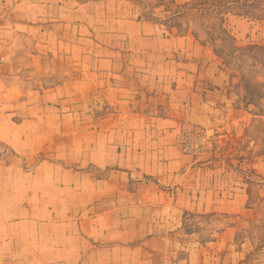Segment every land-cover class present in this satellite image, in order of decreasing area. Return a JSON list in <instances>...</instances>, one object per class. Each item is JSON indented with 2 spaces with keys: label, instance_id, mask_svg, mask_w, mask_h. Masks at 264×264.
Returning a JSON list of instances; mask_svg holds the SVG:
<instances>
[{
  "label": "crops",
  "instance_id": "0c3cea01",
  "mask_svg": "<svg viewBox=\"0 0 264 264\" xmlns=\"http://www.w3.org/2000/svg\"><path fill=\"white\" fill-rule=\"evenodd\" d=\"M233 84L133 1L0 0V264H248Z\"/></svg>",
  "mask_w": 264,
  "mask_h": 264
},
{
  "label": "rangeland",
  "instance_id": "374dc122",
  "mask_svg": "<svg viewBox=\"0 0 264 264\" xmlns=\"http://www.w3.org/2000/svg\"><path fill=\"white\" fill-rule=\"evenodd\" d=\"M130 1L138 4L145 17L163 21L167 32L173 26H178L171 32L176 34L188 28L186 34L209 44L233 80L231 92L237 95L235 115L243 118L242 135L240 139H223L218 160L225 162L248 184L247 207L254 210L255 217L235 239L245 254L246 263L264 264V169L260 171L257 167L258 164L264 167V0H208L210 4L202 7L209 11L201 13L185 11L181 0ZM204 1L190 0L197 6ZM212 5L225 7L231 13L224 11L219 15L210 11ZM222 16L226 18L227 30L235 38L234 44L220 40L211 29H202L219 24Z\"/></svg>",
  "mask_w": 264,
  "mask_h": 264
},
{
  "label": "built area",
  "instance_id": "2783aa9c",
  "mask_svg": "<svg viewBox=\"0 0 264 264\" xmlns=\"http://www.w3.org/2000/svg\"><path fill=\"white\" fill-rule=\"evenodd\" d=\"M208 133L200 126H185L178 135V144L183 154L198 159L202 156Z\"/></svg>",
  "mask_w": 264,
  "mask_h": 264
},
{
  "label": "trees",
  "instance_id": "16d2710c",
  "mask_svg": "<svg viewBox=\"0 0 264 264\" xmlns=\"http://www.w3.org/2000/svg\"><path fill=\"white\" fill-rule=\"evenodd\" d=\"M194 1H198V0H194ZM205 4L209 5L210 3L208 2V0L207 1L205 0L204 2H200L198 4V6H197V5L189 2V3L183 4L182 7L185 8V11L197 10L198 12L201 13V12L209 11L208 9L205 10L207 7L206 8L202 7V5H205ZM200 7H202L203 9L200 8ZM209 9H210V11L218 13L219 15L220 14L223 15V13H225L224 11L227 12L226 14L231 13L225 7L221 8L218 5H212V6H210ZM231 11H234V10H231ZM234 13L239 14L240 12L239 11H235ZM150 19L151 20H156V19H152V18H150ZM157 21H159V20H157ZM219 22H220L219 24L212 25L210 28H208L206 26V27H202V29H204V30L205 29H207V30L211 29V30H213V31H215L217 33V38H219L220 40L228 41V42H231V44H234L235 38L229 33V31L226 28V18H224V16L220 17ZM174 27L178 28V26H173L171 28H168V30L170 32H172V28H174ZM187 32H188V28L186 30H183V31H178V35H183V34H186ZM208 35H210V33H208ZM211 40L213 41V39H211Z\"/></svg>",
  "mask_w": 264,
  "mask_h": 264
}]
</instances>
